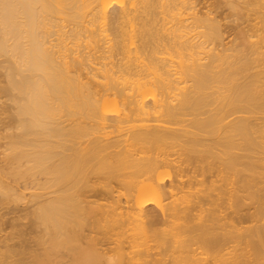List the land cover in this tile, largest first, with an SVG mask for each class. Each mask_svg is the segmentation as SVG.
<instances>
[{
	"label": "bare ground",
	"instance_id": "obj_1",
	"mask_svg": "<svg viewBox=\"0 0 264 264\" xmlns=\"http://www.w3.org/2000/svg\"><path fill=\"white\" fill-rule=\"evenodd\" d=\"M210 1L0 0V264H264V0Z\"/></svg>",
	"mask_w": 264,
	"mask_h": 264
},
{
	"label": "rangeland",
	"instance_id": "obj_2",
	"mask_svg": "<svg viewBox=\"0 0 264 264\" xmlns=\"http://www.w3.org/2000/svg\"><path fill=\"white\" fill-rule=\"evenodd\" d=\"M210 1V0H209ZM211 2V1H210Z\"/></svg>",
	"mask_w": 264,
	"mask_h": 264
}]
</instances>
